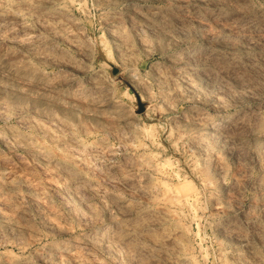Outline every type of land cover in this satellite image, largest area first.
<instances>
[{"label": "rangeland", "instance_id": "1", "mask_svg": "<svg viewBox=\"0 0 264 264\" xmlns=\"http://www.w3.org/2000/svg\"><path fill=\"white\" fill-rule=\"evenodd\" d=\"M0 264H264V0H0Z\"/></svg>", "mask_w": 264, "mask_h": 264}]
</instances>
